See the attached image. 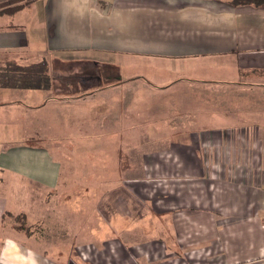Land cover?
<instances>
[{"label": "crops", "instance_id": "obj_1", "mask_svg": "<svg viewBox=\"0 0 264 264\" xmlns=\"http://www.w3.org/2000/svg\"><path fill=\"white\" fill-rule=\"evenodd\" d=\"M6 2L23 7L1 14ZM28 3L0 0V66L43 59L53 85L0 89V264H27L16 257L30 252L36 264L73 263L66 251L56 252L72 243L70 217L57 215L67 206L61 199L76 195L81 206L107 197L99 207L117 222L118 238L106 254L79 250L85 263L264 264V7H235L231 0H44L30 25L5 23ZM30 40L43 47L41 55L29 50ZM210 87L232 89L212 101L232 105L208 114L213 125L192 128L191 139L181 140L187 128L178 122L179 139L158 152L129 140L117 152L110 137L136 126L129 124L136 117L151 135H169L168 128L153 134L149 122L152 111L173 108L154 106L153 98H179L180 111ZM66 142L68 150L96 149L107 162L97 166L139 161L150 179L134 184L153 190L68 194L62 184L76 181L68 172L72 157L63 155ZM175 161L182 182L170 175ZM138 222L167 231L157 247L136 234Z\"/></svg>", "mask_w": 264, "mask_h": 264}, {"label": "rangeland", "instance_id": "obj_2", "mask_svg": "<svg viewBox=\"0 0 264 264\" xmlns=\"http://www.w3.org/2000/svg\"><path fill=\"white\" fill-rule=\"evenodd\" d=\"M28 1L29 3L24 7V10L21 14L18 15L17 19H4L6 20L5 23H27L30 25L32 22L33 14L35 10L42 8V4L44 3V0H23V3ZM37 1V2H36ZM32 2L34 4L32 5ZM32 5V6H31ZM27 25V26H28ZM29 50H32L34 47L37 48L39 55L43 51V47L36 44L33 45V41L30 40V46ZM90 69V68H88ZM92 72V69H90ZM111 71V70H110ZM90 72V73H91ZM110 74H114L113 72H110ZM255 84H250L249 87L256 90ZM259 86V85H257ZM214 87V86H213ZM212 87V88H213ZM211 88V87H210ZM210 89H202L200 91V94L197 95H191L193 99H190V101L187 104H184L185 109L178 111L177 105H179V98L173 99L172 102L168 103L167 100L164 99V97L157 96L153 98V105L155 106L156 102L163 103V105L172 107L171 111H165V110H154L152 111L153 115L151 118V122L153 125V134H159L160 130H164L168 128L169 135L165 137L164 139L157 138L158 136L151 135L148 131L147 127H143L144 118L143 120L140 119V117H136L137 121L135 122L133 119L129 120V124L136 126L130 127L128 130H119L117 129V133H115V136H111V140H116L115 143L118 144L116 148H120L122 144H127V140L129 144H132L134 147H138L139 145L146 146L149 148V146H152V148H155V152H158L160 150V147H167L171 143L176 142V140L179 139L176 135V127L177 123L179 122L181 125V128H187L186 131H184L183 135H180L181 140L191 139L190 135L192 133V128L197 129H204L208 126L213 125V120L208 119L211 112H219L221 110H227L231 111V106H224L226 109L222 108L223 105L220 106L218 104L213 105L212 101L216 99L217 101L223 100V96L225 95H231V90L227 89H220V92H216L215 88ZM218 88V87H217ZM215 90V93H214ZM174 91H170L169 93H173ZM189 94H192L188 92ZM238 93V92H237ZM168 96V95H167ZM213 96V97H212ZM172 98V97H170ZM176 98V97H174ZM208 100L210 102H208ZM212 105L215 107H212ZM136 112V111H135ZM194 115H196V119L193 118ZM206 116V118H205ZM148 121V120H146ZM170 123L169 125H166L167 123ZM148 124V123H147ZM168 126V127H165ZM165 127V128H164ZM133 128V129H132ZM128 131L126 133L125 131ZM132 130V133L129 135V131ZM147 131V132H146ZM196 131V130H195ZM119 132V133H118ZM146 132V133H145ZM125 135V136H123ZM64 145V151L63 155L67 157H72V162L68 166L69 173L73 180L76 181V183L69 184L65 183L62 185H65L61 188L65 189L64 191L68 192V194H72L75 192H95V191H104L109 193H131L129 190H141L144 193H150L153 189L151 187L149 188H140L138 184H134L135 182H141L145 183V181L150 178H145V171H147L146 166H141V163L139 161H133V164L130 161L122 160L121 163H119V166H113V167H102L97 165H107L106 161H103L101 159L96 158V152L94 150L89 151H77L74 149V146L71 148V150H68V143ZM81 148V147H80ZM79 148V149H80ZM119 153V149L117 151ZM134 155L139 154L140 152L135 149V151L132 152ZM82 157V158H81ZM87 157V158H86ZM81 158V159H80ZM68 160V158H67ZM170 162L166 165H172L171 159L166 161ZM175 166H170V175L175 176V179L183 181L178 166L177 161H175ZM150 168V175L151 178L154 179L153 173ZM177 172L176 174L174 172ZM65 172H63V176L67 178ZM183 175H186L183 172ZM63 178V177H62ZM61 178V179H62ZM68 179V178H67ZM114 180L112 183L109 180ZM65 179H63L64 181ZM86 181H89L88 183H85ZM105 183H103V181ZM103 183V184H102ZM133 183V184H131ZM151 183H156V181H151ZM130 184V185H129ZM73 186V188H66L69 186ZM113 187V189L111 188ZM130 189H129V188ZM150 190V191H148ZM61 201H66L67 206L65 209V212L62 213V215H57L60 218H64V214L68 215L70 217V225H72V229L70 230L72 243L67 244L64 247H58L56 248V252L60 251H66L68 257L70 256L72 259L71 264H97L93 262L85 263L83 260H80V254L79 250L84 249L85 251H88V254L90 256H96L100 255L103 256V254H106L108 246L113 244L117 238V232L113 229L117 226V222L112 221V215L108 212V214H104L99 207V203L101 201H107V197L101 199H86L84 202H86V205L81 206L80 203L82 199L79 198V195H76L71 198H67L65 200L61 199ZM118 201V200H114ZM121 201V200H120ZM139 216V215H138ZM67 217V216H66ZM134 216L127 217L128 220H131ZM115 218V217H114ZM166 224L169 225V218L165 217ZM68 220V221H69ZM168 220V221H167ZM17 225H20L19 227H24V223L17 222ZM137 227H139L141 230H138L136 234L143 239L144 237H148L152 242V247H157L159 244L160 235L165 234L166 232H161L160 230L155 232V228L148 222L147 224L139 225V222L137 223ZM152 228L153 230H150ZM170 235L173 238V232L170 231ZM152 237L153 239H151ZM144 242V241H143ZM138 247H146L143 245H140ZM151 247V246H148ZM127 264V263H123ZM171 264V263H169Z\"/></svg>", "mask_w": 264, "mask_h": 264}, {"label": "trees", "instance_id": "obj_3", "mask_svg": "<svg viewBox=\"0 0 264 264\" xmlns=\"http://www.w3.org/2000/svg\"><path fill=\"white\" fill-rule=\"evenodd\" d=\"M231 4L235 7L251 6L256 8L264 7V0H231ZM22 7L16 2H6L1 7V14L13 15ZM52 82L50 66L43 59L33 64L28 62L23 64V62L11 60L0 66V89H8L14 93L50 90L53 85Z\"/></svg>", "mask_w": 264, "mask_h": 264}, {"label": "clouds", "instance_id": "obj_4", "mask_svg": "<svg viewBox=\"0 0 264 264\" xmlns=\"http://www.w3.org/2000/svg\"><path fill=\"white\" fill-rule=\"evenodd\" d=\"M8 244L12 247L15 248V244H13L11 241L8 242ZM262 255H264V250H262ZM32 253H29V257L25 258V257H16L17 260H21V261H27V264H36V262L34 260L31 259Z\"/></svg>", "mask_w": 264, "mask_h": 264}]
</instances>
